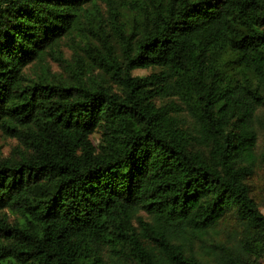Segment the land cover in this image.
<instances>
[{
  "label": "trees",
  "instance_id": "obj_1",
  "mask_svg": "<svg viewBox=\"0 0 264 264\" xmlns=\"http://www.w3.org/2000/svg\"><path fill=\"white\" fill-rule=\"evenodd\" d=\"M117 2L0 0V264H264V0Z\"/></svg>",
  "mask_w": 264,
  "mask_h": 264
},
{
  "label": "rangeland",
  "instance_id": "obj_2",
  "mask_svg": "<svg viewBox=\"0 0 264 264\" xmlns=\"http://www.w3.org/2000/svg\"><path fill=\"white\" fill-rule=\"evenodd\" d=\"M98 5L100 9V16L89 20L84 19L80 23L79 28L74 31V34L63 42L62 52L68 61H72L73 57L75 58V55L80 57L78 64H82V62L87 63L91 59L89 58V52H87V49L89 47L93 49L95 45H97L98 48L101 47L99 42L100 37L97 36V32L100 31L99 24L104 26L106 32L111 33L110 40L118 45V38L113 34L112 27L110 25L111 16L107 11L106 4L99 1ZM117 11L119 12L121 21H125L127 27H132L137 24L135 5L127 4L124 2V0H118ZM81 60L82 62H80ZM47 63L52 64L53 70L55 71L62 70V67L59 65V63L54 61L52 57L47 58ZM31 70H33L32 67H28L27 71L31 72ZM151 71L152 69H136L134 70V74L146 75ZM95 73H98V71ZM15 144L16 141L14 139L0 136V146L6 155H8L11 147ZM251 184L253 187V193L260 203V209L264 213V169L257 171L256 176L251 181Z\"/></svg>",
  "mask_w": 264,
  "mask_h": 264
}]
</instances>
